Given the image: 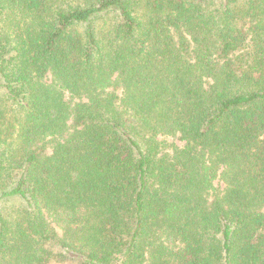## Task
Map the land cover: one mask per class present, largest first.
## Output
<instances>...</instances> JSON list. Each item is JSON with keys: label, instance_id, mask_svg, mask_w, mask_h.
<instances>
[{"label": "trees", "instance_id": "trees-1", "mask_svg": "<svg viewBox=\"0 0 264 264\" xmlns=\"http://www.w3.org/2000/svg\"><path fill=\"white\" fill-rule=\"evenodd\" d=\"M264 264V0H0V264Z\"/></svg>", "mask_w": 264, "mask_h": 264}, {"label": "rangeland", "instance_id": "rangeland-1", "mask_svg": "<svg viewBox=\"0 0 264 264\" xmlns=\"http://www.w3.org/2000/svg\"><path fill=\"white\" fill-rule=\"evenodd\" d=\"M60 264H71V263H69V262H62V263H60Z\"/></svg>", "mask_w": 264, "mask_h": 264}]
</instances>
